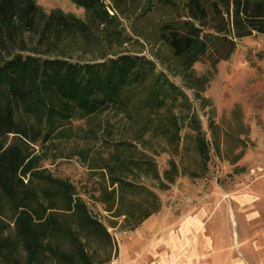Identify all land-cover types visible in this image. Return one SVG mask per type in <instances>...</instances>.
<instances>
[{"label": "trees", "instance_id": "trees-1", "mask_svg": "<svg viewBox=\"0 0 264 264\" xmlns=\"http://www.w3.org/2000/svg\"><path fill=\"white\" fill-rule=\"evenodd\" d=\"M70 1L83 9L82 17L58 7L46 10L35 0H0V190L8 201L25 199L23 140L78 136L80 127L72 120L111 110L127 121L136 120L133 131L113 140L104 157H90L86 149L80 154L88 167L107 172L97 200L110 224L121 219L123 230H133L159 209L155 190H167L179 175H196L172 156L158 171L153 157L158 151L151 141H161L160 150L176 154L184 125L194 131L188 135L200 157H205L208 141L195 119L188 118L186 95L155 60L117 48L137 38L157 46L154 58L198 94L211 75L209 70L195 73L193 63L206 60L215 68L233 51L235 39L264 33V0ZM157 8L166 16L147 20L143 29H127L121 19L135 9L142 16ZM78 208L84 212L82 204ZM82 218L109 237L92 217L84 213ZM18 233L26 238L24 252L38 253L42 246L29 237L27 227ZM65 235L78 263L91 264L71 230ZM48 249L59 252L54 246Z\"/></svg>", "mask_w": 264, "mask_h": 264}, {"label": "rangeland", "instance_id": "rangeland-1", "mask_svg": "<svg viewBox=\"0 0 264 264\" xmlns=\"http://www.w3.org/2000/svg\"><path fill=\"white\" fill-rule=\"evenodd\" d=\"M35 1L46 10L58 7L83 16V9L70 0ZM139 11L135 9L121 18L127 29H143L148 25L147 20L166 16L165 11L158 8L142 16L138 15ZM156 47L137 38L117 49L155 60L156 67L164 70L186 95L190 105L188 118L195 119L200 134L208 141L205 157L194 150L188 135L194 131L185 125L180 129L182 137L176 154L160 150L161 141H151L158 151L153 154L158 171L165 166L166 158L172 156L181 168L196 173L195 176L179 175L167 190H155L160 204L164 201L163 194H168L167 202L176 203L177 198L169 193L174 187L182 190L188 185L200 196L202 189L205 199L214 200L216 197L211 194L214 188L237 189L264 176V33L252 32L235 39L233 51L226 59L218 61L215 68L206 60L195 61L192 65L195 73L209 70L211 75L198 94L193 93L187 81L168 73L154 58L151 53ZM160 50L166 52L163 47ZM136 123V120L127 121L121 114L104 110L87 119L72 120L73 125L80 127L78 136L20 143L27 153L21 166L22 181L27 189L21 203L8 201L0 190V264H79L74 245L65 235L67 229L79 239L91 264H105L112 257L117 258L116 235L130 230L121 228V219L113 226L110 224L107 212L97 200L101 185L107 181V172L103 168L88 167L80 151L86 149L90 157H104L112 141L129 136ZM90 127L95 128L94 134L83 132ZM141 180L147 184L152 182L147 178ZM64 190L68 199L63 197ZM177 196L179 198L180 194ZM81 204L84 212L78 208ZM84 213L100 223L109 237L83 221ZM22 215L28 219L27 225ZM52 226L59 231L51 229ZM21 227H27L29 237L42 246L35 255L24 252L26 238L18 233ZM49 246L59 251L58 256L50 252Z\"/></svg>", "mask_w": 264, "mask_h": 264}, {"label": "crops", "instance_id": "crops-1", "mask_svg": "<svg viewBox=\"0 0 264 264\" xmlns=\"http://www.w3.org/2000/svg\"><path fill=\"white\" fill-rule=\"evenodd\" d=\"M177 189L176 203L163 194L155 213L116 235L117 264H264V176L214 188V200Z\"/></svg>", "mask_w": 264, "mask_h": 264}, {"label": "built area", "instance_id": "built-area-1", "mask_svg": "<svg viewBox=\"0 0 264 264\" xmlns=\"http://www.w3.org/2000/svg\"><path fill=\"white\" fill-rule=\"evenodd\" d=\"M105 264H117L116 259H113V257Z\"/></svg>", "mask_w": 264, "mask_h": 264}]
</instances>
